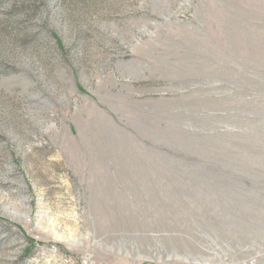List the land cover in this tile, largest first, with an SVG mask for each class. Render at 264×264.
Masks as SVG:
<instances>
[{"label": "rangeland", "instance_id": "rangeland-1", "mask_svg": "<svg viewBox=\"0 0 264 264\" xmlns=\"http://www.w3.org/2000/svg\"><path fill=\"white\" fill-rule=\"evenodd\" d=\"M0 264H264V0H0Z\"/></svg>", "mask_w": 264, "mask_h": 264}]
</instances>
